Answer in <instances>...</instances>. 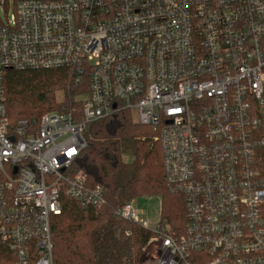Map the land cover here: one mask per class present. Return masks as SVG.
I'll return each instance as SVG.
<instances>
[{
	"label": "built area",
	"instance_id": "2783aa9c",
	"mask_svg": "<svg viewBox=\"0 0 264 264\" xmlns=\"http://www.w3.org/2000/svg\"><path fill=\"white\" fill-rule=\"evenodd\" d=\"M13 6L3 19L1 12ZM67 69L81 108L11 126L7 70ZM130 111L183 195L185 231L151 227L155 264H264V0H0V264H54L68 196L108 205L74 163L86 125Z\"/></svg>",
	"mask_w": 264,
	"mask_h": 264
},
{
	"label": "trees",
	"instance_id": "16d2710c",
	"mask_svg": "<svg viewBox=\"0 0 264 264\" xmlns=\"http://www.w3.org/2000/svg\"><path fill=\"white\" fill-rule=\"evenodd\" d=\"M4 81L11 126L21 119L39 122L48 112L79 110L76 97L89 94L87 80L76 82L67 69L7 70ZM59 90L64 92L61 102ZM84 137L87 145L74 168L85 172L91 185L104 187L108 205L83 207L64 196L62 213L52 219L54 264H144L141 257L152 232L116 216L115 210L132 199L159 195L161 219L176 235L183 234L188 221L183 195L167 186L161 147L130 111L87 124Z\"/></svg>",
	"mask_w": 264,
	"mask_h": 264
},
{
	"label": "rangeland",
	"instance_id": "374dc122",
	"mask_svg": "<svg viewBox=\"0 0 264 264\" xmlns=\"http://www.w3.org/2000/svg\"><path fill=\"white\" fill-rule=\"evenodd\" d=\"M13 13H14V9H13V6L11 5L6 8V11L3 10L1 12V16L3 19H6L7 17H10ZM82 97H85V96L84 95L77 96L76 100L81 101ZM56 99L58 102L63 101L64 92L61 90L57 91ZM136 120H137V116L134 114L133 121L137 123ZM150 133L152 135L151 131ZM125 160L129 162L132 160V157L127 156L125 157ZM134 205L137 208L139 213L142 212V217H144L146 220H148L151 223V227H153L158 222V220L161 218L162 197L159 195L143 196V197L135 198ZM154 248H155V243H149L148 241V244L143 249V253L141 257V260L144 264H155L154 263V253H155Z\"/></svg>",
	"mask_w": 264,
	"mask_h": 264
}]
</instances>
